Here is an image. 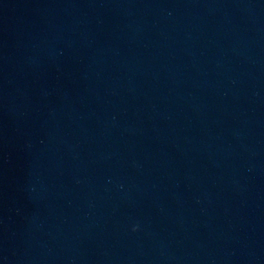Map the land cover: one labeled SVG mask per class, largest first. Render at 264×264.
<instances>
[{
    "label": "water",
    "instance_id": "95a60500",
    "mask_svg": "<svg viewBox=\"0 0 264 264\" xmlns=\"http://www.w3.org/2000/svg\"><path fill=\"white\" fill-rule=\"evenodd\" d=\"M0 264H264V0H0Z\"/></svg>",
    "mask_w": 264,
    "mask_h": 264
}]
</instances>
